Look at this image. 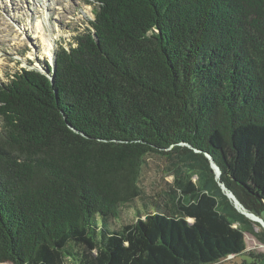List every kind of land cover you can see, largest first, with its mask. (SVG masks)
Instances as JSON below:
<instances>
[{
    "label": "trees",
    "instance_id": "16d2710c",
    "mask_svg": "<svg viewBox=\"0 0 264 264\" xmlns=\"http://www.w3.org/2000/svg\"><path fill=\"white\" fill-rule=\"evenodd\" d=\"M88 3L49 76L0 82V263L264 264L219 185L263 218L264 0ZM148 157L171 178L152 195Z\"/></svg>",
    "mask_w": 264,
    "mask_h": 264
},
{
    "label": "rangeland",
    "instance_id": "374dc122",
    "mask_svg": "<svg viewBox=\"0 0 264 264\" xmlns=\"http://www.w3.org/2000/svg\"><path fill=\"white\" fill-rule=\"evenodd\" d=\"M88 1L0 0V82L7 81L10 75L20 69H43L45 63L49 64L59 46L67 47L72 42L73 35L87 27L93 16L92 5ZM47 39L51 44L50 52H47ZM162 166L163 160L159 157L146 159L140 178L145 194L152 195L167 188L171 178L163 176ZM134 207L132 204L124 212L122 221H132ZM260 229V226L254 225L255 231ZM244 238L248 250L264 252V245L252 234L245 233ZM243 262L252 264L253 258L243 253L234 257L231 255L214 264ZM255 264L261 263L256 261Z\"/></svg>",
    "mask_w": 264,
    "mask_h": 264
},
{
    "label": "water",
    "instance_id": "95a60500",
    "mask_svg": "<svg viewBox=\"0 0 264 264\" xmlns=\"http://www.w3.org/2000/svg\"><path fill=\"white\" fill-rule=\"evenodd\" d=\"M54 58H55V54L53 55V59L50 61L49 65L51 66L52 70H54L55 68V61H54ZM34 69V68H32ZM37 71H39L40 73L42 74H46V76H49V74L46 72V69L43 68V69H35ZM204 156L208 162V165L210 167V169L214 172L215 174V178H219V174H220V170L219 168L217 167V165L213 162V160L211 159L210 155L208 153H204ZM220 185V188L222 190V192H224V194H226V196L232 201L233 205L235 206V208L240 212L242 213L247 219L251 220L252 222H255V223H258L261 228L263 229L264 231V219L259 216V215H256L254 213H251L249 211H247L246 209H244L242 207V205L237 201V199L235 198V196L232 194V192H230L225 186L224 184L222 183H219ZM239 206H241V209L239 208ZM253 216V217H251Z\"/></svg>",
    "mask_w": 264,
    "mask_h": 264
},
{
    "label": "bare ground",
    "instance_id": "6f19581e",
    "mask_svg": "<svg viewBox=\"0 0 264 264\" xmlns=\"http://www.w3.org/2000/svg\"><path fill=\"white\" fill-rule=\"evenodd\" d=\"M45 5H46V4H45ZM40 30L42 31V28H40ZM12 32H13V30H12ZM15 35H17L16 32H15ZM48 40H49V39H47L46 41L48 42ZM47 42H46V43H47ZM47 46H48V47H47V49H48L47 52H50V46H51L50 42H48ZM51 50H52V49H51ZM239 208L241 209V206H239ZM251 217H253V216H251Z\"/></svg>",
    "mask_w": 264,
    "mask_h": 264
}]
</instances>
